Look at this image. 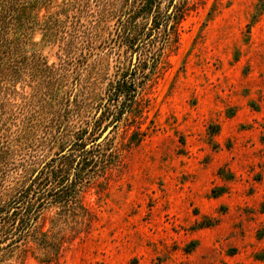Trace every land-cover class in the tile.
<instances>
[{
	"label": "rangeland",
	"instance_id": "374dc122",
	"mask_svg": "<svg viewBox=\"0 0 264 264\" xmlns=\"http://www.w3.org/2000/svg\"><path fill=\"white\" fill-rule=\"evenodd\" d=\"M30 15L29 59L0 90V207L32 224L0 264H264V0H48ZM63 155L71 177L83 168L80 204L31 208Z\"/></svg>",
	"mask_w": 264,
	"mask_h": 264
},
{
	"label": "trees",
	"instance_id": "16d2710c",
	"mask_svg": "<svg viewBox=\"0 0 264 264\" xmlns=\"http://www.w3.org/2000/svg\"><path fill=\"white\" fill-rule=\"evenodd\" d=\"M48 3V0H0V90L9 91L11 89V84L14 81V78L17 76L20 69L18 68L21 65L22 69H24L25 63L29 59V51L27 50L32 35L34 34L36 24L35 21L30 19L28 16L30 15L31 11H35L37 9H41ZM22 72V70H21ZM133 85H128V81L123 78L117 82L116 91L117 96L121 97L124 96L127 98L130 96L129 89ZM128 91H127V90ZM135 91V89H133ZM127 99H125L126 103ZM124 104V103H123ZM130 106V105H129ZM0 129V140L2 141L5 139L6 136V129ZM87 133V132H86ZM85 133V134H86ZM7 139V138H6ZM84 137H79L77 139V143L81 142ZM0 141V169L5 168L6 166V155L8 154L9 147L2 145ZM5 146V147H4ZM100 146V145H98ZM85 150V147H83ZM91 151H85L84 153L88 154ZM60 154V153H59ZM104 156V155H103ZM68 158L67 155H63L60 159V166H57L53 169H44V171L49 169V172L45 174L43 171L37 176L33 181L32 185H36L39 187L37 189L36 195L33 196V200L36 201L32 202L33 206L41 207L43 202L53 198L54 205L56 204H63V208L66 210L71 207L72 210L75 208L79 203V194H80V187H85L87 181L85 178L81 177V171L83 170L82 167L78 165V171L76 174L71 177V173L68 169L74 168L75 164H64L65 159ZM77 167V165H76ZM75 167V168H76ZM66 168L65 174H63V170ZM72 172V171H71ZM44 175V176H43ZM2 177H0L1 180ZM53 186V187H52ZM49 187H51L49 189ZM59 189V190H58ZM37 202V205L36 203ZM31 203V202H30ZM29 203V204H30ZM45 204V203H44ZM43 206V205H42ZM18 207H15V210H18ZM27 210V207H26ZM35 210V218L33 220H37L39 213L43 209ZM16 211L11 213V210H4V207H0V251H2L5 247L1 245L12 239L6 247H10L14 243L18 241L14 240V237L17 235L16 232L18 230V225H25L27 224L26 228L22 232H26L31 227L29 222H26L23 219V223L19 219V223L17 228L15 227L17 218H16ZM26 216H32V212H25ZM23 217V215H22ZM16 228V231L14 229ZM28 232V231H27ZM29 234V232H28ZM42 241L40 246L43 248H47L48 241L46 237H41ZM14 241V242H13Z\"/></svg>",
	"mask_w": 264,
	"mask_h": 264
},
{
	"label": "water",
	"instance_id": "95a60500",
	"mask_svg": "<svg viewBox=\"0 0 264 264\" xmlns=\"http://www.w3.org/2000/svg\"><path fill=\"white\" fill-rule=\"evenodd\" d=\"M105 135H106V134H105ZM105 135H104V136H105ZM104 136L101 138V140L104 138Z\"/></svg>",
	"mask_w": 264,
	"mask_h": 264
}]
</instances>
